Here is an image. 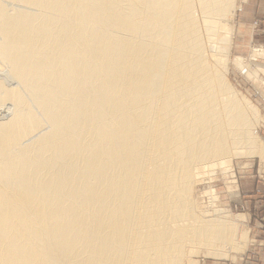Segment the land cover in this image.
Segmentation results:
<instances>
[{"label":"bare ground","instance_id":"obj_1","mask_svg":"<svg viewBox=\"0 0 264 264\" xmlns=\"http://www.w3.org/2000/svg\"><path fill=\"white\" fill-rule=\"evenodd\" d=\"M235 14V0H0V264L243 248V215L202 216L192 197L234 156L264 159L257 110L223 72Z\"/></svg>","mask_w":264,"mask_h":264},{"label":"rangeland","instance_id":"obj_2","mask_svg":"<svg viewBox=\"0 0 264 264\" xmlns=\"http://www.w3.org/2000/svg\"><path fill=\"white\" fill-rule=\"evenodd\" d=\"M235 12L232 42L224 45L227 52L221 55L226 64L223 72L226 83L241 101L255 106L258 118L255 117L253 127L264 145V73L257 72V77L250 72L264 70V55L252 58L256 48H264V0H235ZM197 18L199 22L203 19L199 8ZM220 36L224 37V34ZM215 58L214 52L209 50L208 63L218 68ZM236 58H243L248 65L246 68L251 70L244 72L240 69L235 64ZM6 109L8 107L0 110V118L8 114ZM231 161L228 168L217 167V170L205 172V179L196 180L192 185V197L202 216L216 218L222 210H226L232 219L238 214L243 215L241 241L246 242L240 251H234L224 259L208 258L202 248H195L185 264H264V159L260 156H234ZM257 186L262 187L259 192ZM207 191L211 192L207 194Z\"/></svg>","mask_w":264,"mask_h":264},{"label":"crops","instance_id":"obj_3","mask_svg":"<svg viewBox=\"0 0 264 264\" xmlns=\"http://www.w3.org/2000/svg\"><path fill=\"white\" fill-rule=\"evenodd\" d=\"M260 188H262V187H259V186H257V192H259L260 191ZM252 201V200H251ZM248 204H252L251 202H248ZM259 252V251H258Z\"/></svg>","mask_w":264,"mask_h":264}]
</instances>
